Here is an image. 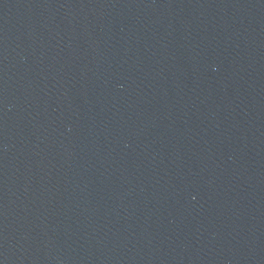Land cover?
I'll use <instances>...</instances> for the list:
<instances>
[{"label": "water", "instance_id": "water-1", "mask_svg": "<svg viewBox=\"0 0 264 264\" xmlns=\"http://www.w3.org/2000/svg\"><path fill=\"white\" fill-rule=\"evenodd\" d=\"M0 264H264V0H0Z\"/></svg>", "mask_w": 264, "mask_h": 264}]
</instances>
